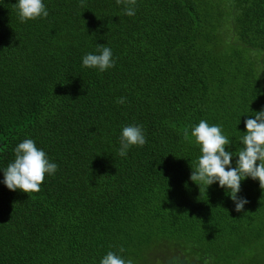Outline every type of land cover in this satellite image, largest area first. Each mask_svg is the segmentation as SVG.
Masks as SVG:
<instances>
[{"label": "trees", "instance_id": "trees-1", "mask_svg": "<svg viewBox=\"0 0 264 264\" xmlns=\"http://www.w3.org/2000/svg\"><path fill=\"white\" fill-rule=\"evenodd\" d=\"M17 2L0 0V264H100L109 251L264 264L259 180L241 181L249 203L235 211L218 182L190 179L201 152L184 138L203 119L227 151L243 147L264 109V0H137L134 16L116 0H43L48 17L23 23ZM97 44L113 53L105 72L82 66ZM131 124L147 142L121 157ZM24 139L58 165L29 195L3 183Z\"/></svg>", "mask_w": 264, "mask_h": 264}, {"label": "clouds", "instance_id": "clouds-1", "mask_svg": "<svg viewBox=\"0 0 264 264\" xmlns=\"http://www.w3.org/2000/svg\"><path fill=\"white\" fill-rule=\"evenodd\" d=\"M118 5L124 6L127 16L136 14L137 0H116ZM82 7H85L82 4ZM19 20L27 22L40 18H47L49 12L43 0H18L16 3ZM86 9V7H85ZM97 53H88L82 58V66L96 68L99 72H105L115 66L111 48L104 44H97ZM118 103L125 102L124 97L117 100ZM246 131L240 138L243 145L238 151H227L226 147L232 144V140L224 135L221 125H210L206 120H200L189 134L188 129L184 131V138H194V143L199 146L201 155L195 166H191L190 179L206 191L210 185L218 182L221 188L235 203V211H244V205L249 203L246 198L237 194L241 191V181L251 177L259 180V186L264 190V109L255 112L254 118L244 121ZM120 148L118 155L126 157L128 150L133 146L143 147L147 140L143 127L137 124L126 125L122 128L119 137ZM14 162L3 169V183L9 190H20L27 193L41 191L46 175L51 176L58 170V165L50 162L47 153L38 148L33 139H24L14 149ZM233 156H237L235 167L232 166ZM123 251V248L120 249ZM186 264H192L195 258H189L186 254L168 256L171 264H181V257ZM100 264H132L113 251L107 252L100 260ZM165 264V260H164ZM207 264V261H205Z\"/></svg>", "mask_w": 264, "mask_h": 264}, {"label": "flooded vegetation", "instance_id": "flooded-vegetation-1", "mask_svg": "<svg viewBox=\"0 0 264 264\" xmlns=\"http://www.w3.org/2000/svg\"><path fill=\"white\" fill-rule=\"evenodd\" d=\"M172 254H173V256H175V255H178V254H184V253H180V252H178V251H176V252H170L169 255H167V256H165V257L162 258L160 264H164V260H165V264H171V259H170L168 256H170V255H172ZM186 255H187V254H186ZM187 256H188L189 258H193V257H190L189 255H187ZM182 260L184 261L183 263H182ZM193 262H194L195 264H204L203 261L200 260V262H198L195 258L193 259L192 264H193ZM181 264H186V261L184 260V257H183V256L181 257Z\"/></svg>", "mask_w": 264, "mask_h": 264}, {"label": "water", "instance_id": "water-1", "mask_svg": "<svg viewBox=\"0 0 264 264\" xmlns=\"http://www.w3.org/2000/svg\"><path fill=\"white\" fill-rule=\"evenodd\" d=\"M184 261L182 260V263H183ZM193 264H195L194 262H193Z\"/></svg>", "mask_w": 264, "mask_h": 264}]
</instances>
